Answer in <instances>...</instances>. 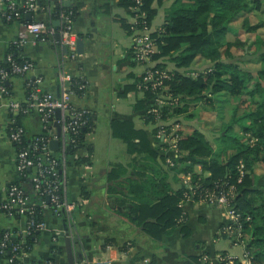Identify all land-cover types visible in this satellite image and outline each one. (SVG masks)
<instances>
[{"label": "trees", "instance_id": "1", "mask_svg": "<svg viewBox=\"0 0 264 264\" xmlns=\"http://www.w3.org/2000/svg\"><path fill=\"white\" fill-rule=\"evenodd\" d=\"M113 1L116 0H103L102 4L97 6L96 12L111 15ZM117 1L123 8L137 7L136 17H139L140 13L144 14L137 19L135 25H129L124 19L116 17L121 26L131 34L134 27L139 30L150 29L157 15L153 4L156 2L162 6L168 0ZM38 2L39 12L44 13L47 18L43 20L45 22L50 20L54 23L60 19L62 13H71L75 23L79 16V10L74 5L62 6L60 0H54L52 3L45 0ZM50 5L52 7L47 15L46 10ZM17 13L19 15L15 19L20 23L39 21L34 18V14L24 10ZM252 14L259 17V23L253 24ZM29 15L31 19H28ZM239 21L240 33L233 42H229L227 37L231 27ZM246 33L255 35L252 45L244 40ZM150 37L156 41L159 50L153 58L157 61V68L164 69L163 63L159 61L167 60L177 69L185 70L171 72L170 79L165 81L167 90L177 98L178 104L163 109L161 120L167 121L175 117L193 119L194 114H189L190 107H212L215 102H220V98L232 99L237 103L236 109L246 106L247 111L240 116H233L229 123L221 124L220 129H217V149L196 129L186 134L180 123L179 130L174 132L179 136L177 156H170L169 153L161 151L160 146L152 145L147 134L136 130L132 122L114 120L111 125L112 136L121 139L126 144L128 155L134 157L133 174L119 164L113 166L108 174L111 183L108 191L109 195L115 198L117 212L140 228L149 238L160 241L163 236L171 235L179 225L183 226L185 220L183 209L180 207L187 199L185 191L183 186L180 190L172 188L169 182L171 173L175 178L179 174L189 176L197 194L213 192L218 195L227 192L234 185L237 191L232 206L243 224L241 232L245 252L250 264H264V0H174L165 13L162 28ZM234 49L240 50L242 55L251 54L256 57L254 63L258 68L255 72L245 70L239 63L232 61L235 59ZM252 50L254 52H251ZM9 55L19 65L29 61L22 56L18 47H13ZM129 58L134 62L132 54ZM204 63L212 64L210 71L196 72V77L189 75L192 67ZM0 67L7 72L11 71V64L7 59ZM15 77L19 76L12 78ZM142 82L143 75L134 76V83L129 86L127 92H139L138 86ZM71 84L75 95L83 93L80 89L83 82L75 74ZM3 85L10 92V83ZM31 91L32 87H29L27 101L22 104L23 110L28 108ZM154 93L151 90L144 92L134 110L142 112L148 123L157 124L158 120L148 114ZM22 113L24 112L21 111L20 115H23ZM29 113L35 112L30 110ZM220 118L222 119V115ZM18 119L13 127H21ZM81 122L84 124L79 127L78 133L68 134L64 148L53 153L59 163L57 175L60 180L66 168L92 164L94 148L89 143V136L96 129V113L89 111L82 117ZM166 130L172 134L171 127ZM45 136L47 133L42 132L38 137ZM15 147L18 152H32L26 135L23 136L22 143L15 144ZM83 149L87 150V155L76 158ZM41 155L38 151L37 156ZM168 159H172L173 166L167 164ZM241 165L244 176L241 183H238ZM198 167L201 168L200 173L197 172ZM62 194L64 195V189L61 190ZM37 199L34 217L37 221H43L46 215L54 210L51 207H42L39 195ZM247 218L250 220L246 221ZM26 219H30L28 214ZM184 231L186 232V228ZM35 236L34 233L31 236L11 238L7 255L2 260L10 262L13 255L11 249L15 245H20L25 252L31 253ZM115 244L113 240L109 242V245ZM124 250L127 251V246ZM139 261L142 259L134 255L129 264H137ZM223 263L243 264L230 259ZM10 264L22 263L14 259ZM151 264H155V260Z\"/></svg>", "mask_w": 264, "mask_h": 264}, {"label": "crops", "instance_id": "2", "mask_svg": "<svg viewBox=\"0 0 264 264\" xmlns=\"http://www.w3.org/2000/svg\"><path fill=\"white\" fill-rule=\"evenodd\" d=\"M10 1L20 8L25 0ZM70 1L79 10L73 28L77 39L84 40L85 50L83 55L76 53L75 60L67 58L69 52L55 38L19 46L18 36L24 23L15 18L11 22L6 21L2 16L7 3L0 0V64L5 62L13 47H18L22 56L33 64L32 70L25 77H15L9 81L11 90L8 96L0 93L1 199H6L9 189L18 187L24 192L29 209L34 210L38 200L31 173L29 171L23 174L18 170L17 149L8 140L9 132L18 118L25 130L29 147L43 132L37 114L24 112L20 115L21 112H14L10 108L11 102L22 105L27 101L28 81L36 82V87L41 92L57 98L61 93L59 78L62 71L72 77L75 74L83 82V93L72 97V105L91 110L97 116L95 132L89 136V143L94 148L92 164L66 168L63 172L67 199L76 205L74 222L69 226L63 215L49 212L43 220L46 227L35 232L30 261L36 264H68L62 237L67 228L72 234L76 264H92L101 260H106V264H129L134 255L142 259L137 264H151L154 260L155 264H224L218 260V255L245 264V248L235 245L222 233L225 224L229 223V217L219 207L192 199L184 201L180 206L185 215L184 225H179L171 235L163 236L160 241L149 238L117 212L115 198L108 191L111 185L108 174L118 164L132 172L134 157L128 155L126 144L121 139L112 136V122H132L136 130L147 134L152 145L159 146L156 134L161 123H148L142 112L134 110L136 103L143 98L142 93L127 92L134 83V76H142L144 68L137 63L132 64L135 60L133 62L129 58L137 32L128 33L116 17L124 19L129 25H135L137 11L134 7H120L116 0L111 2V15H106L96 12L103 0ZM173 2L174 0L165 1L162 6L156 2L153 4L157 15L148 30L149 34L162 28L165 13ZM34 18L39 21L47 19L40 12L34 14ZM159 62L170 73L185 72L167 60ZM101 119L106 122L103 128L100 125ZM176 120L182 121V117ZM53 131L56 135L55 126ZM204 136L206 137L205 134ZM63 146L60 142V149ZM86 155L87 150L83 149L76 158ZM197 172H201L200 167ZM176 178L171 173L169 182L174 190H180L183 175L179 174ZM26 225L27 219L24 216L0 214V241L5 235L14 239L23 236ZM112 240L116 242L115 245H109ZM126 246L127 251L124 250ZM0 264L10 262L0 260Z\"/></svg>", "mask_w": 264, "mask_h": 264}, {"label": "built area", "instance_id": "3", "mask_svg": "<svg viewBox=\"0 0 264 264\" xmlns=\"http://www.w3.org/2000/svg\"><path fill=\"white\" fill-rule=\"evenodd\" d=\"M7 3V9L3 13V18L11 22L14 18L18 17V11L24 10L29 14H37L39 12L38 0H25L23 5L18 8L10 0H5ZM68 0H60V4L65 6ZM139 2V1H138ZM48 7L46 10L50 12ZM136 10L138 8L136 7ZM139 17H143L144 14L140 13ZM47 15H49L47 13ZM137 17V19L139 18ZM59 27L55 28L53 23L49 21H33L30 23H24L23 29L19 32L18 45L24 46L30 43H36L43 40L54 39L56 34H60V44L69 52L67 58L75 60L76 56V43L77 37L74 33V22L71 18V13H62L58 20ZM149 29L139 30L136 27L133 28L134 32H137V36L134 38V44L131 50L133 59L135 62L144 68L143 82L138 86L139 92L151 90L154 93L152 99V105L148 110V114H151L161 123L158 127L157 139L160 140L159 146L161 151L169 153L170 156L179 155L178 142L179 136L174 133L180 128V121L169 119L167 121L161 120L162 110L176 106L178 104L177 98L172 96L165 86V81L170 79V72L163 68H157V61L153 58L159 53L157 43L150 37L148 33ZM7 61L11 64V71L7 72L0 67V93L8 96L9 92L4 87V83L10 81L13 76L25 77L33 68V64L30 61H25L24 64L19 65L16 63L11 55L7 56ZM197 73H191V76L196 77ZM72 79L70 74L62 71L59 78L60 84V97L56 98L49 93H43L36 87V82L28 81V87H32L28 99V108L23 110L20 103L11 102L10 108L14 112H29L30 110L35 112L42 124L43 132L47 133L45 137H38L30 146L31 153L25 150L17 151V168L23 174L30 171L32 176V184L35 192L41 197L42 206L53 208L54 212L58 215H63L68 225H72L73 212L76 205L70 203L66 196L64 178L59 179L57 175V167L59 163L53 157V151L50 149V143L52 140H59L63 145L66 144L68 134L73 132L78 133V129L84 122H81L82 117L87 114L88 109H80L72 105L71 99L75 95L72 89ZM83 89V86L80 87ZM56 110L61 111V118L56 120ZM173 120V121H172ZM58 122L61 128L60 137L55 135L53 131L54 124ZM171 127L172 134L168 133L166 128ZM25 130L22 127L11 128L8 140L11 144H21ZM64 148V146H63ZM170 149V152L168 151ZM41 152V156H37V152ZM167 164L173 166L172 159L167 160ZM244 176L243 166L240 167V177L238 183H241ZM183 189L185 191L186 200L192 199L198 202L207 203L209 205L219 207L223 209L229 217V223L225 224L222 233L227 236L231 242L235 245L244 247V241L242 240V221L239 215L235 212L232 206V200L236 194V187L231 186L227 192H221L215 194L213 192H205L197 194V191L191 184L190 177L183 176ZM64 189V195H61V190ZM1 198V193H0ZM49 198V203L47 202ZM198 198V199H196ZM35 210L29 209L27 206V198L24 192L18 187H13L7 191V197L5 200H0V214L6 216H24L27 214L30 219L27 220V225L23 233V237L31 236L35 232L42 230L46 227L44 221H37L34 217ZM247 218L246 221H249ZM70 237L72 234L68 229ZM55 240L57 236H55ZM10 237L5 235L0 241V260L7 255V247L10 243ZM12 262L14 259L18 260L22 264H35L30 261L29 252H25L20 245H15L11 249ZM218 260L223 263L229 258L218 255ZM45 264H56V263H45ZM90 264V263H86ZM92 264H106V260L96 261ZM245 264H250L248 256L245 252Z\"/></svg>", "mask_w": 264, "mask_h": 264}, {"label": "rangeland", "instance_id": "4", "mask_svg": "<svg viewBox=\"0 0 264 264\" xmlns=\"http://www.w3.org/2000/svg\"><path fill=\"white\" fill-rule=\"evenodd\" d=\"M251 20L253 24H257L260 21L259 17L255 16L254 14L251 15ZM240 29L241 21L232 25L227 40L229 42H233L236 39L237 35H239ZM254 37L255 35L253 33H246L244 34L243 38L245 41H247L249 45H252L254 42ZM233 52H235V59L232 60L233 62L239 63L240 67L245 70L255 72V70L258 68V66L254 63L256 57L251 56V54L248 56L242 55L241 51L237 49H234ZM251 52H254V50H252ZM211 66L212 64L210 63L197 64L196 66L192 67L190 71L191 73H205L211 70ZM191 73H189V75H191ZM222 100L224 102H221ZM236 105V101L232 99L220 98V102H215L212 107H190L189 114H194L193 119H185L184 117H182V121H180L183 122L182 125L185 128L184 132L187 134L195 129L200 132H203L206 135L207 139H209L211 143H213L212 145L216 148L218 145V142L216 143V140L219 136L217 129H220L221 124L229 123L233 116H240L241 114L247 111V108H245L246 106L243 108L236 109ZM221 115L222 119L220 118ZM176 119L178 118L175 117V120ZM100 125L101 128H103L106 125V122L101 119Z\"/></svg>", "mask_w": 264, "mask_h": 264}, {"label": "water", "instance_id": "5", "mask_svg": "<svg viewBox=\"0 0 264 264\" xmlns=\"http://www.w3.org/2000/svg\"><path fill=\"white\" fill-rule=\"evenodd\" d=\"M40 3V2H38ZM66 7H69L71 5V1L68 0L65 3ZM28 19H31V16H28ZM55 28L59 27V22L56 21L53 23ZM55 39L57 41L58 44H60L61 41V36L60 34H56L55 35ZM84 40L83 39H78L77 43H76V53L78 55H83L84 54ZM60 96L58 95L57 98H59ZM55 118L56 120H59L61 118V111L60 110H56L55 112ZM54 126L57 128V136L60 137L61 135V128L58 122H56L54 124ZM50 149L53 152H59L60 149V142L59 140H52L50 143ZM47 202L49 203V198H47ZM62 237L64 238V242H65V252H66V256L68 259V264H76V260H75V255H74V249H73V242H72V238L70 237V234L67 230V228H65L64 233L62 234Z\"/></svg>", "mask_w": 264, "mask_h": 264}]
</instances>
